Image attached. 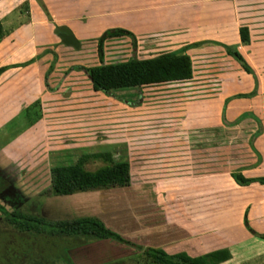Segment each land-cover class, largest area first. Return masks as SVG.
Masks as SVG:
<instances>
[{"label": "rangeland", "instance_id": "obj_1", "mask_svg": "<svg viewBox=\"0 0 264 264\" xmlns=\"http://www.w3.org/2000/svg\"><path fill=\"white\" fill-rule=\"evenodd\" d=\"M38 1L21 2L15 10L41 26L47 14ZM222 5L234 20L221 29L206 27L202 44L164 57L162 53L188 38L174 33L107 38L100 59L97 38L83 39L78 48L66 45L56 24L52 27L46 19L43 42L37 43L43 46L37 59L46 56L44 83L31 84L36 92L41 87L42 94L22 109L0 110L5 119L0 162L14 158L31 166L37 186L49 188L53 165L75 162L84 152L108 150L130 161L129 185L50 194L48 209L63 216L95 215L135 244L191 254L224 245L237 258L250 255L251 264L264 262V184L240 186L229 175L235 164L255 160L248 144L255 120L224 122L248 107L260 115L264 128V4L239 0L236 6L223 0ZM88 32L96 35L93 28ZM224 44L240 52L249 68ZM15 78L20 80L17 85L23 84L22 77ZM256 78L258 95L248 99ZM255 144L263 159L245 170L248 175L264 174V131ZM101 163L89 160L86 166L93 169ZM1 241L8 251L21 249L20 243L31 246L49 264L82 239L33 235L1 223ZM107 243L116 248L96 261L82 260L72 251L75 263L129 264L123 257L134 245L111 239ZM4 251L0 249V264L32 263L26 251H16L19 257L10 261Z\"/></svg>", "mask_w": 264, "mask_h": 264}, {"label": "crops", "instance_id": "obj_2", "mask_svg": "<svg viewBox=\"0 0 264 264\" xmlns=\"http://www.w3.org/2000/svg\"><path fill=\"white\" fill-rule=\"evenodd\" d=\"M115 1L116 3H112L111 0H39V3L45 5L44 10L47 15L41 17L42 20L39 22L41 26H36L33 21L24 17V12L15 9L21 2L26 5L37 3V0H16V4L9 0H0V66L7 65V68L0 73V110L11 106L10 109L14 112L22 109L32 99L41 96V87L36 92L35 86L31 84L37 80L44 83L41 74L45 64L42 59L46 56L42 55L37 59L43 48L37 43L43 42L42 27L47 25L46 19L53 22L52 27L55 24L56 26L67 25L80 41V45L83 39L97 38L106 28L115 26L129 29L135 36L174 33L178 37L188 38V42L171 50L179 49L186 44H193L192 46L202 44L207 40L201 36L206 27L218 26L217 28L221 29L224 22L234 20L233 13L224 14L223 0H165L162 4L155 3V0H150V3L148 0ZM247 2L252 3V6H256L258 2L264 4V0H247ZM230 3L237 6L239 0H230ZM190 5L192 8L189 10ZM81 8L82 12L79 11ZM12 11L17 13L14 17H9ZM90 28H93L96 35H88ZM31 57H35L33 62L20 65L21 62ZM15 73L17 74L15 77L23 78L21 82L23 84L17 85L16 83L20 80H15V77L6 82L3 81L6 76ZM257 95L256 93L247 98L254 99ZM246 110H251V108L239 110L233 115L232 120ZM1 114L3 112L0 113V127L5 122ZM223 246L217 245L196 254ZM230 253L231 256L220 264L225 262L251 264L248 261L250 255L237 258L233 250Z\"/></svg>", "mask_w": 264, "mask_h": 264}, {"label": "trees", "instance_id": "obj_3", "mask_svg": "<svg viewBox=\"0 0 264 264\" xmlns=\"http://www.w3.org/2000/svg\"><path fill=\"white\" fill-rule=\"evenodd\" d=\"M43 8L45 7L42 4ZM129 35L134 37V33L129 29L115 26L106 28L97 37V48L100 59H103V42L107 38L120 37ZM1 37V36H0ZM193 44H186L179 49L171 50L162 53L161 56H174L185 52ZM228 52L236 59L241 61L246 67L245 61L240 52L232 49L224 44ZM35 57L21 62L24 65L33 62ZM7 68V65L0 66V73ZM249 68V67H248ZM98 88L109 92L102 84L96 85ZM136 86H142L137 84ZM258 79L253 90L248 92L246 96H253L257 93ZM253 117L255 120L254 128L248 137V144L255 155V160L248 163H237L230 169V177L240 186H248L253 183L264 184V174L248 175L245 170L259 165L263 159L262 152L255 144V139L260 136L263 131V122L260 115L253 110H246L237 115L233 120H227L224 117V122L234 124L241 119ZM89 160H101L102 163L93 169L86 166ZM131 182V164L126 158H115L112 152L108 150L84 152L75 162L66 164H56L50 168V186L49 192L57 195H66L80 191L93 190L99 188H108L115 186H126ZM47 233H56L59 235H68L78 237L83 242L107 238L117 242H123L134 245V249L123 259L129 264H220L227 260L230 256V250L227 247H218L208 250L203 253L191 255L185 250L168 252L161 246L135 244L129 239L124 238L116 230L109 228L104 222L95 215H77L72 218L57 219L51 223H47ZM48 264V263H47ZM49 264H76L72 256L65 249L64 257L57 258L55 263L52 261Z\"/></svg>", "mask_w": 264, "mask_h": 264}, {"label": "flooded vegetation", "instance_id": "obj_4", "mask_svg": "<svg viewBox=\"0 0 264 264\" xmlns=\"http://www.w3.org/2000/svg\"><path fill=\"white\" fill-rule=\"evenodd\" d=\"M26 165H20V162H16L14 158L0 162V224L5 223L33 235L41 233L59 235L47 233V223H51L57 219L72 218L77 215L63 216L49 210L47 197L50 194H57L50 193L49 188L37 186V183L33 180V177L36 176L33 172H30L32 170L31 166ZM22 245L20 243L21 249L8 251L9 248H6L5 244L1 241L0 249H5L2 255L8 261L17 259L19 257L17 252L20 250L24 254L26 251L27 258L32 260L31 264H47L46 259L43 260V257L42 260L39 259L36 249L26 244L27 248ZM113 248H116V246H110L107 243V238H100L82 241L71 248H67V252L73 259L74 254L72 251L82 260L96 261ZM32 249L35 250L33 253H31Z\"/></svg>", "mask_w": 264, "mask_h": 264}, {"label": "water", "instance_id": "obj_5", "mask_svg": "<svg viewBox=\"0 0 264 264\" xmlns=\"http://www.w3.org/2000/svg\"><path fill=\"white\" fill-rule=\"evenodd\" d=\"M55 30L58 31L61 42L66 45L73 46L78 48L80 46V41L73 34L72 30L65 24H60L55 27Z\"/></svg>", "mask_w": 264, "mask_h": 264}]
</instances>
